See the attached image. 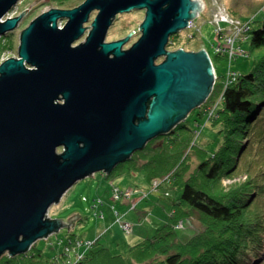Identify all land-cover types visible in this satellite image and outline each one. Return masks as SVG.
I'll list each match as a JSON object with an SVG mask.
<instances>
[{"label":"water","instance_id":"1","mask_svg":"<svg viewBox=\"0 0 264 264\" xmlns=\"http://www.w3.org/2000/svg\"><path fill=\"white\" fill-rule=\"evenodd\" d=\"M19 1L0 0V36L28 11L7 17ZM139 9L138 40L123 49L132 32L106 42L116 16ZM205 9L204 0H85L47 10L22 31L18 56L0 64V257L73 226L79 214L65 224L48 212L74 184L111 174L207 101L208 53L167 49Z\"/></svg>","mask_w":264,"mask_h":264},{"label":"rangeland","instance_id":"2","mask_svg":"<svg viewBox=\"0 0 264 264\" xmlns=\"http://www.w3.org/2000/svg\"><path fill=\"white\" fill-rule=\"evenodd\" d=\"M84 1L20 0L7 17H20L24 11H28L20 17V22L13 31L0 36V64L8 58L18 56L22 31L41 13L52 8H74ZM204 1L206 9L194 19V25L191 28L181 30L178 34L170 37L168 50L180 48L186 51L205 50L215 67L216 75L219 77L217 79L222 84V88H220L224 90L227 86L222 82L228 79L229 74L236 73L238 75L236 78H238L240 74L252 71L255 66V55H258L259 59L262 56L264 57V49L256 50L255 52L251 51V36L249 32L247 39L240 41L242 43L241 49L249 54L247 57L240 56L237 59L229 60L227 59L228 56H219L217 54L219 41L222 44L225 43V40L219 38L218 41L214 13L220 6L233 18L241 21H255L252 26L256 28L258 26L257 21L264 19V0ZM145 12V9H139L119 13L109 28L106 41L126 38L134 32L124 45L129 48L141 35L140 26L144 21ZM93 13L92 17L95 16L96 12ZM64 23V21L59 23L60 28L64 27ZM89 26H91V23ZM219 27L229 30L230 24L222 22ZM163 60L164 57H160L157 62L159 63ZM214 95L213 101L211 103L208 102L206 106L201 108V115H199V108L206 101L198 109L196 108L192 111L185 120L190 128L191 139L182 153L179 163L173 168L174 171L183 159H188L190 167L184 171L182 178L177 177L176 179L172 175V171L167 175L164 174L162 178L156 177L154 180L149 181L148 172L142 168V165L147 160L155 158L160 153V146L163 145V148L165 147L164 142L167 140V136L163 135L156 139L152 144V148L134 153L132 155V157L135 156L133 163H129L130 165L124 163L120 168L114 170L112 175L107 176L105 172H96L92 176L74 184L60 202L51 206L48 216L52 219H60L65 224H69V219L73 216L78 214L80 216L73 220V226H63L47 238L39 239L32 249H42L47 255L56 257V261L60 264H76V262L83 259L89 249L90 245L88 244L93 245L98 239L100 247H107L114 254L125 255L131 246L136 245L145 238L152 237L159 228L170 221V214L177 210L174 204L181 195L182 185L180 181L183 179L187 180L190 175L200 180L204 186L212 187L213 193H230L235 188L242 187L248 183L250 184L249 188L257 190L255 199L258 202L259 195L262 193L264 195V189L258 185L261 182H259L257 177V175L264 172V159L251 161L254 162L255 167L252 170L250 169L248 173L247 170L243 169L240 173L233 170L237 165V160L232 165L233 171L229 175H221L220 181L217 183L207 181L195 172L199 163L207 161L206 159L214 156L224 141L222 133L219 131L223 126L220 127L221 125L217 123V120L221 117L217 109L222 103V93L218 90ZM246 138H248L247 134L240 138L243 142L241 144L245 145L244 141H247ZM171 146L175 147L172 144ZM231 147L233 148V144ZM170 149L173 148H169V152ZM211 161L212 159H210ZM116 194H120V199L117 198L118 195ZM119 200H122L124 204L120 203ZM263 201L260 204V208L257 209L259 212L263 208L259 215L264 213ZM115 209L119 212L118 215L115 213ZM124 209L131 214L126 220L122 213ZM113 220H116L118 225L112 226V230L107 232L102 226L105 223H112ZM176 230L181 239L187 242L190 238L198 236L204 230V226L199 216L194 213L189 215L184 221H181L176 226ZM139 232L144 233L141 239L135 243H129V236ZM71 235L74 239L72 238L73 240L71 239L69 242ZM5 255L10 256L8 253ZM249 262V264H264V252L252 263L251 261Z\"/></svg>","mask_w":264,"mask_h":264},{"label":"trees","instance_id":"3","mask_svg":"<svg viewBox=\"0 0 264 264\" xmlns=\"http://www.w3.org/2000/svg\"><path fill=\"white\" fill-rule=\"evenodd\" d=\"M257 22L258 26L253 27L250 32L252 52L264 49V19ZM257 56L255 55L253 70L240 74L224 90L221 89L222 84L218 77L211 95L199 108L201 115V108L213 101L218 90L221 91L222 103L217 109L221 117L217 123L220 127L223 126L219 130L224 138L223 145L214 156L199 163L195 171L212 183L219 182L221 175H229L233 170L240 173L243 169L248 173L255 167L251 161L264 159V57L259 59ZM244 134H247L246 140L249 141H244L245 145L241 144L243 142L240 140ZM164 135L167 136L165 147L160 146V153L142 165L148 172L149 181L171 173L191 139L186 121ZM161 136L150 140L143 150L152 148V144ZM169 148L173 149L169 152ZM134 157L125 163L130 165ZM236 161L237 165L232 170ZM122 165L124 163L116 169ZM189 167L188 159H183L172 175L176 179L182 178L184 171ZM113 173L114 171L107 176ZM257 177L261 182L258 185L264 189V172ZM180 183L181 195L174 204L176 213H171L170 221L159 228L152 237L131 246L125 255L114 254L109 248L100 247L97 239L83 259L76 264H249V261L252 263L260 257L264 252V213L259 215L263 208L259 212L257 209L264 199L263 193L258 197V204L255 199L257 190L249 188L248 183L230 193H213L212 187L204 186L192 175ZM194 213L202 221L204 230L184 242L176 226ZM72 238L74 239L71 235L68 241ZM33 246L27 254L2 256L0 264H60L56 257L47 255L42 249H32Z\"/></svg>","mask_w":264,"mask_h":264},{"label":"built area","instance_id":"4","mask_svg":"<svg viewBox=\"0 0 264 264\" xmlns=\"http://www.w3.org/2000/svg\"><path fill=\"white\" fill-rule=\"evenodd\" d=\"M214 14H215L214 22L217 25L216 31H217L218 41L219 38L225 40V43L222 44L219 41V45L217 47V54L219 56H228L227 59L229 60L237 59L240 56L247 57L249 54H247L244 50L241 49L242 43L240 41H244L245 39H247L248 34L249 32H251L253 28L252 25L255 21L253 20L241 21L238 20L237 18H233L227 13V11L224 8H221L220 6L217 8ZM222 22L230 24L229 30L222 29L219 27L220 23ZM193 25H194V20L190 22L188 29L191 28ZM213 68H214L215 83H216L218 77L216 75L214 65ZM237 76L238 75L236 73H230L228 79H226L222 83H224L225 86H228L237 79L236 78ZM117 198L120 199V194L117 196ZM115 213L117 215L119 214V212L116 209H115ZM88 245L91 246L92 244H88Z\"/></svg>","mask_w":264,"mask_h":264},{"label":"crops","instance_id":"5","mask_svg":"<svg viewBox=\"0 0 264 264\" xmlns=\"http://www.w3.org/2000/svg\"><path fill=\"white\" fill-rule=\"evenodd\" d=\"M120 201V203H122V204H124V202L122 201V200H119ZM122 213H123V215H124V219L126 220L127 218H129L130 217V213H128V211L126 210V209H124L123 211H122ZM104 214V213H103ZM103 220H105V219H103ZM116 223V224H115ZM114 225H118V223H117V221L116 220H113V222L112 223H105L104 224V226H102V227H104V229L105 230H107V232L108 231H110V230H112L111 228H112V226H114ZM110 228V229H109ZM143 232L142 233H137V234H135V233H133L132 235H130L129 236V243H131V242H133V243H135V242H137L138 240H140L141 239V237L143 236ZM62 252V251H61ZM61 252H58V253H61ZM57 254V253H56ZM59 255V254H58Z\"/></svg>","mask_w":264,"mask_h":264},{"label":"flooded vegetation","instance_id":"6","mask_svg":"<svg viewBox=\"0 0 264 264\" xmlns=\"http://www.w3.org/2000/svg\"><path fill=\"white\" fill-rule=\"evenodd\" d=\"M93 14H94V13H93ZM93 14H91V16H90V20H91V21L89 20V23L87 22V23L84 24V26L87 27V30H86L85 34L83 35V37H82L79 41H77V43L74 44V46H76V45H78L80 42H82V41L86 38V36L88 35V33H89V27H90L89 24L92 23L93 19H94L95 16H96V14H95V16L92 17ZM106 42H109V41H106ZM125 48H126V47L124 46L123 49H125ZM167 49H168V47H167ZM60 150H62V148H60Z\"/></svg>","mask_w":264,"mask_h":264}]
</instances>
